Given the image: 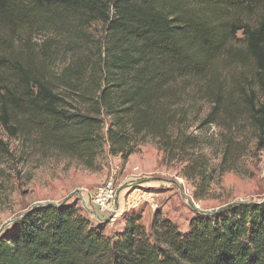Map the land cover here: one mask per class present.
Here are the masks:
<instances>
[{
	"label": "trees",
	"instance_id": "1",
	"mask_svg": "<svg viewBox=\"0 0 264 264\" xmlns=\"http://www.w3.org/2000/svg\"><path fill=\"white\" fill-rule=\"evenodd\" d=\"M0 30L8 137L35 132L90 170L105 147L126 160L153 141L195 198L264 149V0H0ZM35 30L58 48L37 52ZM124 217L108 237L71 203L37 206L0 235V264H264V200L197 213L186 232L158 211L149 232Z\"/></svg>",
	"mask_w": 264,
	"mask_h": 264
},
{
	"label": "rangeland",
	"instance_id": "2",
	"mask_svg": "<svg viewBox=\"0 0 264 264\" xmlns=\"http://www.w3.org/2000/svg\"><path fill=\"white\" fill-rule=\"evenodd\" d=\"M88 31L96 37L99 23L92 24ZM4 34L0 30V38ZM29 38L37 52L48 43L56 49L62 40L52 30H35ZM14 44L19 46L18 40ZM211 131L216 132L217 128L211 126L203 132L208 135ZM243 133L251 134L248 128ZM0 141V228L37 206L71 203L91 223L102 221L108 237L122 228L127 212L137 215L138 223L147 232L156 211L186 232L191 218L198 213L191 204L199 210H215L229 203L264 200V149L249 148L235 169L217 171L206 190L195 198L194 192L198 191L181 175L182 164L165 161L153 141L139 144L126 160L109 154L105 147L93 170L43 146L35 132L25 137H8L0 128ZM203 151L217 163V148L205 147ZM108 180L113 183L116 196L107 210L100 211L91 197Z\"/></svg>",
	"mask_w": 264,
	"mask_h": 264
},
{
	"label": "built area",
	"instance_id": "3",
	"mask_svg": "<svg viewBox=\"0 0 264 264\" xmlns=\"http://www.w3.org/2000/svg\"><path fill=\"white\" fill-rule=\"evenodd\" d=\"M116 191L111 180L106 181L102 186L96 189L91 199L98 205L100 211L108 209L109 202L114 200Z\"/></svg>",
	"mask_w": 264,
	"mask_h": 264
},
{
	"label": "water",
	"instance_id": "4",
	"mask_svg": "<svg viewBox=\"0 0 264 264\" xmlns=\"http://www.w3.org/2000/svg\"><path fill=\"white\" fill-rule=\"evenodd\" d=\"M242 203H245V202H234V203H229L227 205H224L220 208H217L215 210H199L197 207H195L193 204H191V208L193 210H195L196 212L200 213V214H203V215H212V214H216L220 211H223L225 210L226 208H228L229 206H232V205H237V204H242ZM29 211V210H28ZM28 211H25L24 213H22L17 219L21 218L23 215H25ZM17 219H13V220H10L8 222H6L5 224L2 225V227L0 228V235L3 233V231L5 230V228L9 225V224H12L14 223Z\"/></svg>",
	"mask_w": 264,
	"mask_h": 264
}]
</instances>
